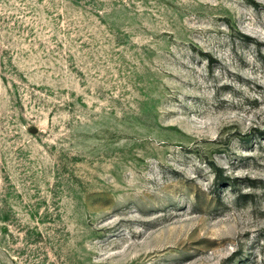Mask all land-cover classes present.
<instances>
[{"label":"rangeland","instance_id":"rangeland-1","mask_svg":"<svg viewBox=\"0 0 264 264\" xmlns=\"http://www.w3.org/2000/svg\"><path fill=\"white\" fill-rule=\"evenodd\" d=\"M0 264H264V0H0Z\"/></svg>","mask_w":264,"mask_h":264}]
</instances>
